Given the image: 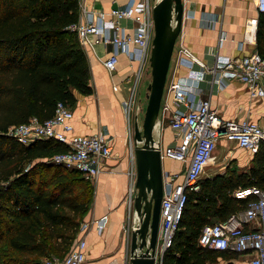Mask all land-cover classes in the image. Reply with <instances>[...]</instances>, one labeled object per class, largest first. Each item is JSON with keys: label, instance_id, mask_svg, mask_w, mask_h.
Listing matches in <instances>:
<instances>
[{"label": "trees", "instance_id": "16d2710c", "mask_svg": "<svg viewBox=\"0 0 264 264\" xmlns=\"http://www.w3.org/2000/svg\"><path fill=\"white\" fill-rule=\"evenodd\" d=\"M79 19L78 0H0V264L63 257L93 200L94 186L79 171L50 161L65 145L52 139L23 145L6 135L30 117L51 118L57 102L73 108L74 92L93 93L85 49L69 29ZM256 47L264 53L263 14ZM252 186L264 189V145L248 171L227 166L200 177L162 264H233L241 254L204 248L198 239L204 225L245 209L249 199L233 193Z\"/></svg>", "mask_w": 264, "mask_h": 264}, {"label": "built area", "instance_id": "2783aa9c", "mask_svg": "<svg viewBox=\"0 0 264 264\" xmlns=\"http://www.w3.org/2000/svg\"><path fill=\"white\" fill-rule=\"evenodd\" d=\"M78 1L80 15L83 18L80 16L79 21L69 29L77 34L80 45L85 50L99 44L110 47L111 50L102 62L109 74L116 71L118 55H126L130 61L137 62L141 67L135 73L138 79L143 66L149 60L154 37L151 1L143 0L138 4L131 1L124 8H112L108 14L102 11L95 14L86 13L82 7L85 0ZM253 1L259 14L264 15V0ZM122 21L133 24L132 32L121 25ZM222 38L221 36L220 43ZM185 56L189 57L190 66L196 62L179 35L171 60L174 59L175 66H179ZM199 64L204 71L218 73L223 79L243 83L247 87L250 99L260 100L264 105V53L255 51L248 55L228 58L224 66L218 70L215 66L206 67L203 63ZM112 89L117 91L118 86L113 84ZM134 89L133 87L129 99L123 102L129 139L131 134L129 116ZM193 90L192 85L179 82L167 83L166 79L158 118L160 116L167 118L173 140L163 149L156 146L160 149L162 159L173 160L186 166L181 173L163 172V196L154 254L155 264H162L164 253L172 246L186 204L187 193L199 189V179L212 160L218 141L221 138L233 141L239 148L253 154L264 145V114L259 122L223 119L211 108L209 100L198 98ZM169 98L171 105L168 103ZM172 106L175 108L173 112H171ZM73 116L72 108L64 102H57L51 118L40 121L37 117H30L24 123L9 127L6 135L23 145L47 139L62 143L67 149L55 154L50 161L66 169L77 170L84 180L92 182L111 157L112 146L102 133L74 135ZM133 194L134 185L125 199L129 219L127 225L122 228V236L126 246L131 233V222H137V227L139 226L135 214L131 216L134 211ZM233 196L236 199H249L246 208L231 214L222 222L204 225L198 243L204 248L215 251L250 255L247 264H264V189L257 186L240 188L233 193ZM107 221V217L104 216L92 222H82L79 232L85 233L94 225L96 233L100 235ZM247 224L253 225V229L246 230L244 226ZM85 248V240L77 238L63 257L44 258V264H84ZM129 258L130 256L123 264H129Z\"/></svg>", "mask_w": 264, "mask_h": 264}, {"label": "crops", "instance_id": "0c3cea01", "mask_svg": "<svg viewBox=\"0 0 264 264\" xmlns=\"http://www.w3.org/2000/svg\"><path fill=\"white\" fill-rule=\"evenodd\" d=\"M131 1L138 4L143 0H85L82 7L86 13L95 14L102 11L108 14L112 8H124ZM150 1L154 5L158 0ZM182 2L180 38L196 62L190 66L189 57L185 56L181 64L175 66V60H171L167 83L192 85L194 94L198 98L209 100L211 108L223 119L259 122L264 114V105L260 100L250 99L247 87L243 83L223 79L218 73L204 71L199 64L203 63L206 67L215 66L218 70L224 66L228 58L257 51L256 32L260 14L255 2L253 0H182ZM121 25L132 32L131 22L122 21ZM221 36L223 38L220 43ZM110 50V47L101 44L85 50L90 67L89 83L93 93L81 95L74 92L76 104L72 108L74 135L102 133L112 146L111 157L103 165L98 177L92 181L93 200L82 220L92 222L106 216L108 219L106 227L100 235L96 233L94 225L85 233L77 234V238H83L86 242L84 264H123L129 256L122 228L127 213L125 199L135 181V163L129 145L127 117L123 108V102L128 99L121 93L119 86L117 91H113L112 85L115 78L133 79L138 63L130 61L124 54H119L116 71L109 74L102 62ZM147 66L148 64L143 66L145 74ZM168 103L171 105V98L168 99ZM173 111L175 108L172 106L171 112ZM157 121L155 131L159 136L153 137L156 145L163 149L173 140V134L167 125V118L160 116ZM216 154L218 165L235 162L237 166L245 167L252 164L255 153L243 150L235 142L221 138L213 156ZM169 162L172 163L173 160ZM185 166L181 164L180 173ZM221 173L223 172L217 170L209 177ZM253 227L251 224L244 226L246 230ZM249 258L250 255L241 254L231 259V262L247 264Z\"/></svg>", "mask_w": 264, "mask_h": 264}, {"label": "water", "instance_id": "95a60500", "mask_svg": "<svg viewBox=\"0 0 264 264\" xmlns=\"http://www.w3.org/2000/svg\"><path fill=\"white\" fill-rule=\"evenodd\" d=\"M152 18L154 37L148 60L151 70V82L147 86L148 103L141 129L135 124L133 134V208L139 226L131 233L129 264H155L163 196V170L160 149L156 146L153 131L159 116L175 42L181 32L182 0H158L152 7Z\"/></svg>", "mask_w": 264, "mask_h": 264}, {"label": "rangeland", "instance_id": "374dc122", "mask_svg": "<svg viewBox=\"0 0 264 264\" xmlns=\"http://www.w3.org/2000/svg\"><path fill=\"white\" fill-rule=\"evenodd\" d=\"M175 47V46H174ZM173 58V57H172ZM172 63V62H171ZM148 66V70H147V73L145 74L144 71L142 69L141 71V74L139 76V78L137 79L136 75L133 79L131 80H126V77H123V78H118V79H114L115 80V85L119 86L120 87V91L122 94L126 95L127 99H129L130 97V94H131V91L133 89V86H134V95H133V104L131 106V109H130V131H131V134H130V138H131V141L129 143L130 145V148L131 151H133L134 149V140H133V134H134V127H135V124L138 125L139 129H141V125H142V121H143V117H144V113H145V109L147 107V103H148V100H147V86L149 85V83L151 82V70H150V67H149V63L147 62ZM141 67L138 65L137 66V70H135L137 73V71L140 69ZM135 81V82H134ZM158 124V121L155 125ZM156 127V126H155ZM155 131V129H154ZM153 135H157L159 136V133L158 132H153ZM216 156V158H215ZM213 156L212 160L210 161V163L208 164V166L205 168L204 170V173H202L201 175V178H206V177H209L210 175H212V173L216 172L217 170L218 171H221V172H224L226 167L227 166H235L237 167L239 170L241 171H248V169L252 166L251 165H247L245 167H239L235 164V162H228L227 164H222V165H218V156L217 154ZM252 162V161H251ZM169 162V160H162V170L163 172H169L171 171L174 172V171H177L178 173H180V168H181V164L180 163H177V162ZM92 183V182H91ZM241 208H239L240 210ZM243 209H241L240 211H242ZM126 218H125V225H127L128 223V219H129V213H128V210H127V207H126ZM239 212V211H238ZM134 211L133 213L131 214V216L133 217L134 215ZM214 223H218V221H215ZM131 233L133 231V228L134 227H137L138 223L135 222H131ZM131 233H130V236H129V242L127 244V250L129 251V247H130V237H131ZM3 245H5V242H1L0 243V249L3 248ZM35 264H44V259L42 258L41 260H39L38 262L36 261Z\"/></svg>", "mask_w": 264, "mask_h": 264}]
</instances>
